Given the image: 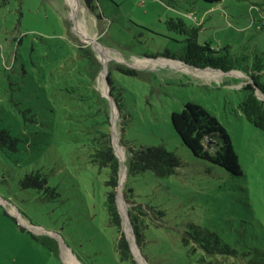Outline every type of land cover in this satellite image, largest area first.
I'll list each match as a JSON object with an SVG mask.
<instances>
[{
    "label": "rangeland",
    "instance_id": "obj_1",
    "mask_svg": "<svg viewBox=\"0 0 264 264\" xmlns=\"http://www.w3.org/2000/svg\"><path fill=\"white\" fill-rule=\"evenodd\" d=\"M78 1V8L69 0L0 6V129L16 139L0 141V264H71V258L73 264H128L118 257L105 205L107 168L90 157L82 120L89 108L66 99L69 85L79 86L76 96L90 95L92 70L79 44L90 47L101 68L106 56L96 86L109 102L122 162L129 149L145 146H163L180 159L167 176L146 170L127 178L133 199L147 206L149 240L176 241L188 232L215 250L230 247L239 264H248L255 247H264V132L239 104L248 81L243 72L264 86V0H96L98 19ZM178 17L199 25L198 41L234 69L173 63L184 35L166 21ZM187 101L204 106L225 128L241 174L195 156L181 142L170 114ZM100 119L98 112L88 124ZM25 176H39L42 186ZM135 252L139 264H155L157 255L148 261L138 246Z\"/></svg>",
    "mask_w": 264,
    "mask_h": 264
},
{
    "label": "trees",
    "instance_id": "obj_2",
    "mask_svg": "<svg viewBox=\"0 0 264 264\" xmlns=\"http://www.w3.org/2000/svg\"><path fill=\"white\" fill-rule=\"evenodd\" d=\"M87 10L97 19L101 17L97 9L96 0H82ZM209 2L219 0H206ZM5 0H0V6ZM169 27L175 28L183 34L184 44L176 53L173 59L187 63L196 68H213L223 72L233 68L225 56L213 55L215 50L211 49L208 43L203 44L198 41L199 25L187 23L183 18H169ZM78 49L88 60V65L92 70L88 86L85 89L90 92L75 95L74 91L79 86L69 85L64 89L67 93V100L70 105L77 109H83L84 105L89 108L88 113L83 114L85 123V134L91 146L90 157L100 168H107V179L105 183L108 187L106 191L105 205L110 222L116 231L115 249L118 257L128 264H139L135 259L129 241L126 238L122 226V217L116 201L118 188L120 161L114 152L110 134V110L109 102L102 95L96 86V78L101 69L99 60L87 45L79 44ZM122 70L128 74L135 75L140 70L134 67H123ZM248 76V81L243 85L246 94L239 104L240 110L246 119L264 132V100L259 98L257 93L264 97V86L257 80L252 72H243ZM84 86V85H83ZM91 99V100H90ZM91 101L88 103V101ZM98 101L100 106L98 105ZM97 107L93 109V106ZM99 106V107H98ZM92 108V111L90 110ZM101 114V119L92 125L88 124L89 119L96 113ZM171 124L178 134L181 142L195 155L206 159L226 169L232 175L241 174L238 155L234 150L231 139L222 124L204 106L194 101H187L179 111H172L170 114ZM93 128V129H92ZM0 141L14 144L16 139L12 138L8 130L0 129ZM120 142L122 138L120 135ZM180 159L173 152L163 146H145L138 149H129L125 160L126 173L122 181V192L124 199L129 204L127 212L131 223L135 243L149 261V254H155V264H227L223 260L232 258V262L239 264V256L228 246L213 249L208 242L191 236L184 232L176 241H165L157 243L150 241L145 228L148 224L145 218L148 214L147 206L137 203L133 199V191L127 185V178L136 173L146 170L153 172L158 177H164L172 173L179 165ZM31 184L41 187L43 181L39 176L31 177ZM25 176V179H31ZM30 183V182H29ZM47 189H49L47 187ZM51 191L54 188L50 189ZM257 256L247 260L248 264H264V247H255ZM160 253V255H158ZM245 258V255H242Z\"/></svg>",
    "mask_w": 264,
    "mask_h": 264
},
{
    "label": "water",
    "instance_id": "obj_3",
    "mask_svg": "<svg viewBox=\"0 0 264 264\" xmlns=\"http://www.w3.org/2000/svg\"><path fill=\"white\" fill-rule=\"evenodd\" d=\"M102 63H103V67L100 69V71H101V72H104V71H105V68H104V67H105V62L102 61ZM183 63H184V62H183ZM184 64L188 65L187 63H184ZM199 69H202V68H199ZM212 69H213V68H212ZM104 82L107 83V78H106V76L104 77ZM106 95H107L108 97H111L110 94H106ZM257 95H258L259 98H261V99L264 100V97L261 96L259 93H257ZM113 124H114V123H113ZM110 129H111L110 134H111V142H112V146H113V148H114V152H115V154L117 155V157H118V159H119V161H120V164H121V165H120V169H119V180H118V188H117V192H116V201H117V204H118V208H119V210H120V213H121V217H122V226H123V228H124L126 238H127L128 241H129V245H130L131 251H132V253H133L135 259H138L137 256H136V252H135V249H136L137 245H136V243H135L134 234H133V231H132L131 223H130V221H129L128 212H127V203L123 200V201H124V208H123V210H121V208L119 207V193H120L119 187H120V184H121V170H122V164H123V167H124V170H125V173H126V164H125L124 162L122 163L121 158H120L119 155L117 154L116 146H115V144H114V142H113V138H114V137H113L112 126H111ZM125 224H127L128 227H125V226H126ZM128 231H129V232H128ZM129 233H130V234H129ZM131 239H132L133 242H134V246H135V248H134V246H133V244H132Z\"/></svg>",
    "mask_w": 264,
    "mask_h": 264
},
{
    "label": "bare ground",
    "instance_id": "obj_4",
    "mask_svg": "<svg viewBox=\"0 0 264 264\" xmlns=\"http://www.w3.org/2000/svg\"><path fill=\"white\" fill-rule=\"evenodd\" d=\"M70 1V3H71V5L72 6H74V7H79V5H81L80 3H79V1L78 0H69ZM82 8V7H81ZM83 16V15H82ZM88 31V30H87ZM99 51H101L100 49H99ZM103 60H104V62L106 61V56L103 54ZM172 62L173 63H177V64H179L180 62H179V60H177V61H173L172 60ZM105 73V71L104 72H102V74H104ZM118 148V150H120V151H122V147L121 146H118L117 147ZM122 161V160H121ZM123 163V162H122ZM124 176H125V170H124V167H123V164H122V170H121V184H120V187H119V190H120V193H119V207H120V202H124L123 201V198H122V192H121V188H122V181H123V178H124ZM121 208V207H120ZM122 210V209H121ZM129 232V231H128ZM130 234V233H129ZM131 241H132V244H133V246H134V242H133V240L131 239ZM134 248H135V246H134ZM71 262V264H73L74 263V260H73V258H71L70 260H69V263Z\"/></svg>",
    "mask_w": 264,
    "mask_h": 264
}]
</instances>
